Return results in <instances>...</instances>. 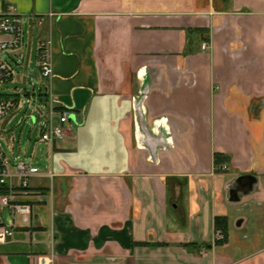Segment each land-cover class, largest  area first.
<instances>
[{
	"label": "crops",
	"instance_id": "obj_1",
	"mask_svg": "<svg viewBox=\"0 0 264 264\" xmlns=\"http://www.w3.org/2000/svg\"><path fill=\"white\" fill-rule=\"evenodd\" d=\"M10 6L20 78L41 76L46 41L44 80L71 126L43 169L8 127L22 113L37 125L31 113L0 119L7 156L41 170L12 194L30 214L0 199V264H264V0H0V13Z\"/></svg>",
	"mask_w": 264,
	"mask_h": 264
},
{
	"label": "built area",
	"instance_id": "obj_2",
	"mask_svg": "<svg viewBox=\"0 0 264 264\" xmlns=\"http://www.w3.org/2000/svg\"><path fill=\"white\" fill-rule=\"evenodd\" d=\"M38 23H43L44 17H37ZM23 40V20L21 14L15 6L3 13H0V87L9 83L14 75L13 68L4 59V53H12L18 49ZM207 43H203V49L207 48ZM40 70L43 79L48 80L53 76V68L48 49V43L41 41L40 44ZM29 98V99H28ZM34 96L30 93H20L14 96L0 97V119L8 116L12 111L24 108L25 106L34 107V113H31L35 123L43 122L41 126V140L51 145L64 140L68 136V129L65 124L69 120V110H58L57 102L52 95H48L47 105L49 113L46 114L40 108ZM45 119V121L43 120ZM41 174L39 167L29 162L23 156L10 158L0 146V187L5 188V192L0 193V199L4 207L14 210L21 214H30L32 209L27 203L19 202L12 197L16 189L27 194L30 188L29 179L32 176ZM53 176V174H49ZM19 179V183L15 184V180ZM5 234L12 235L13 231L5 230ZM223 238L220 232H217V239Z\"/></svg>",
	"mask_w": 264,
	"mask_h": 264
},
{
	"label": "rangeland",
	"instance_id": "obj_3",
	"mask_svg": "<svg viewBox=\"0 0 264 264\" xmlns=\"http://www.w3.org/2000/svg\"><path fill=\"white\" fill-rule=\"evenodd\" d=\"M12 51L5 52L4 53V59L6 62L15 69V71H19V73L16 74L17 82H11L5 85L3 88L0 87V90L4 94H15L16 92L19 93L22 92L24 89L28 91L32 96L35 97V99L40 102L41 97H45L46 95H49V88L48 84L45 82V80L38 76L37 78H29L27 82H24L23 79L20 78L21 72L20 68L17 64H15L14 60L11 58ZM14 71V72H15ZM29 99V98H28ZM40 108L46 113H49V107L47 105V102L44 100V102L40 103ZM25 112L28 111V113H34L35 109L34 107L25 106L24 107ZM24 116V113L18 118L12 120V124L9 125V128H13V136L16 138V151L19 153L20 149L25 151L27 149V145L32 144L30 149V155L35 151L36 153V162L39 163V165L45 169L48 167L50 163V158L48 154L47 149V142H38L40 139V127L43 125V122H39L37 125L32 124L31 117L27 116L23 119L22 124H18L21 117ZM70 116L71 112H69V120L65 124V128L68 129L69 126H71L70 122ZM45 121V119H43ZM31 136V140H30ZM66 139V138H65ZM5 139L3 137H0V144H3ZM63 142V141H62ZM4 147H8L7 143H4ZM232 172H235V169L231 170ZM261 211H264L262 209Z\"/></svg>",
	"mask_w": 264,
	"mask_h": 264
},
{
	"label": "trees",
	"instance_id": "obj_4",
	"mask_svg": "<svg viewBox=\"0 0 264 264\" xmlns=\"http://www.w3.org/2000/svg\"><path fill=\"white\" fill-rule=\"evenodd\" d=\"M3 96L0 94V97ZM229 155L224 154H215V166L219 167L221 163L228 161L230 158ZM5 188L0 187V193L5 192ZM215 229L216 231H220L223 233L224 238L220 240H216V244H224L228 240V218L225 216H216L215 217Z\"/></svg>",
	"mask_w": 264,
	"mask_h": 264
},
{
	"label": "water",
	"instance_id": "obj_5",
	"mask_svg": "<svg viewBox=\"0 0 264 264\" xmlns=\"http://www.w3.org/2000/svg\"><path fill=\"white\" fill-rule=\"evenodd\" d=\"M251 176L249 175H243V176H240L239 180L240 181H245L246 179L250 178ZM253 183V182H252Z\"/></svg>",
	"mask_w": 264,
	"mask_h": 264
},
{
	"label": "flooded vegetation",
	"instance_id": "obj_6",
	"mask_svg": "<svg viewBox=\"0 0 264 264\" xmlns=\"http://www.w3.org/2000/svg\"><path fill=\"white\" fill-rule=\"evenodd\" d=\"M208 45V44H207ZM208 47V46H207ZM249 180H251V182H253V178L252 179H249ZM217 232H220V231H217ZM221 233V232H220ZM222 235H223V233H221ZM223 238H224V235H223ZM223 238H221V239H223ZM217 240H220V239H217Z\"/></svg>",
	"mask_w": 264,
	"mask_h": 264
}]
</instances>
